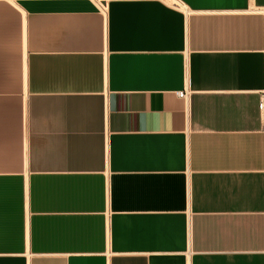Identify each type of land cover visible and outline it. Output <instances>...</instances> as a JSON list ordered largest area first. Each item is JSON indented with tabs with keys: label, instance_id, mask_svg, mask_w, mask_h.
<instances>
[{
	"label": "crops",
	"instance_id": "crops-1",
	"mask_svg": "<svg viewBox=\"0 0 264 264\" xmlns=\"http://www.w3.org/2000/svg\"><path fill=\"white\" fill-rule=\"evenodd\" d=\"M263 92L264 0H0V264H264Z\"/></svg>",
	"mask_w": 264,
	"mask_h": 264
},
{
	"label": "built area",
	"instance_id": "built-area-1",
	"mask_svg": "<svg viewBox=\"0 0 264 264\" xmlns=\"http://www.w3.org/2000/svg\"><path fill=\"white\" fill-rule=\"evenodd\" d=\"M178 94L181 97L183 96L182 92H179ZM258 109H259V111L261 112V114L263 115V118H264V92L260 95V99H259V102H258Z\"/></svg>",
	"mask_w": 264,
	"mask_h": 264
}]
</instances>
